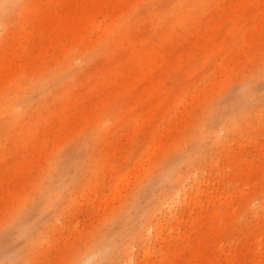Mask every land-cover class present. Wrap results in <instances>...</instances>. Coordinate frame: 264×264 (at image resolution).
Wrapping results in <instances>:
<instances>
[{
  "label": "rangeland",
  "instance_id": "rangeland-1",
  "mask_svg": "<svg viewBox=\"0 0 264 264\" xmlns=\"http://www.w3.org/2000/svg\"><path fill=\"white\" fill-rule=\"evenodd\" d=\"M0 264H264V0H0Z\"/></svg>",
  "mask_w": 264,
  "mask_h": 264
},
{
  "label": "bare ground",
  "instance_id": "bare-ground-1",
  "mask_svg": "<svg viewBox=\"0 0 264 264\" xmlns=\"http://www.w3.org/2000/svg\"><path fill=\"white\" fill-rule=\"evenodd\" d=\"M103 3V2H102ZM182 4V2H178V3H176V5L177 6H179V5H181ZM71 7H69V9H70ZM101 8H102V10H104V8H103V6H101ZM68 9V10H69ZM73 12H74V9L73 8H71L67 13H68V15H73ZM104 15H106V13L104 12ZM66 17V16H65ZM62 24H64V25H66L70 30H73L74 28H76V27H78L77 26V24L74 22V21H69V20H67V19H63L62 20V22H61ZM101 24L103 25V26H107V27H109L111 30H115L117 27H118V23L117 22H114L113 20H111L110 18H108V17H106V18H104V20H102L101 21ZM110 30V31H111ZM86 49V48H85ZM138 77V76H137ZM133 79V78H132ZM128 80V79H127ZM133 84V83H132ZM108 100V99H107Z\"/></svg>",
  "mask_w": 264,
  "mask_h": 264
}]
</instances>
